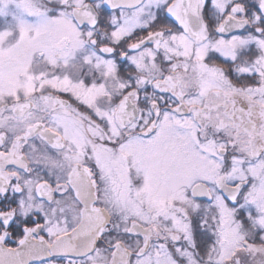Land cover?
<instances>
[{
	"label": "snow or ice",
	"instance_id": "6c2138e0",
	"mask_svg": "<svg viewBox=\"0 0 264 264\" xmlns=\"http://www.w3.org/2000/svg\"><path fill=\"white\" fill-rule=\"evenodd\" d=\"M0 264H264V0H0Z\"/></svg>",
	"mask_w": 264,
	"mask_h": 264
}]
</instances>
